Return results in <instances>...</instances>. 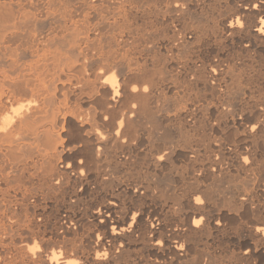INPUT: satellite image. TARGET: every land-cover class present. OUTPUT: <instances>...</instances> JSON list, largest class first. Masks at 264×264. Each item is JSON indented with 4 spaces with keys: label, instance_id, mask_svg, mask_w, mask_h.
<instances>
[{
    "label": "bare ground",
    "instance_id": "6f19581e",
    "mask_svg": "<svg viewBox=\"0 0 264 264\" xmlns=\"http://www.w3.org/2000/svg\"><path fill=\"white\" fill-rule=\"evenodd\" d=\"M0 264H264V0H0Z\"/></svg>",
    "mask_w": 264,
    "mask_h": 264
}]
</instances>
